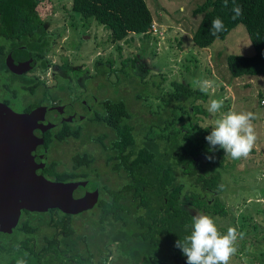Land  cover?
I'll use <instances>...</instances> for the list:
<instances>
[{
    "label": "trees",
    "instance_id": "1",
    "mask_svg": "<svg viewBox=\"0 0 264 264\" xmlns=\"http://www.w3.org/2000/svg\"><path fill=\"white\" fill-rule=\"evenodd\" d=\"M234 6L242 9L235 19ZM72 11L86 20L94 19L110 30L113 43L125 41L130 35L151 34L154 21L146 0H73ZM194 14L203 15L193 36L195 46L201 49L225 40L235 27L243 24L255 54L228 56V69L234 78L264 77V0H235V4L228 0L227 7L224 0H205ZM216 17L222 19L225 27L213 36L210 27ZM0 40L4 41L0 44L4 54L0 58L2 64L9 47L27 46L34 55L47 52L51 44L45 36L38 0H0ZM124 65L121 72L125 76H131V70L146 75L136 61H131L130 66L125 61ZM103 67L99 72L110 77V71ZM173 86L177 99L187 104L190 102L191 108L176 107L173 111L182 113L183 117L173 116L165 120L159 136L152 137L153 127L157 126L152 124L145 134L144 145L137 142L133 115L127 103L122 99L102 102L104 112H96L95 120L112 129L116 136L111 147L114 156L109 155L107 162H113V172L123 173L126 180L119 186L103 184L98 204L82 214L70 215L60 210L49 214L27 213L11 234H2L10 235V241L0 243V264H5L2 259L6 255L12 256L8 264H17L20 259L26 264H113L114 257V262L122 264H164L175 258L187 262L182 251L175 246L178 240L190 234L193 218L182 200L186 190L184 178H195L199 185L201 183V189L190 194L188 205L208 213L212 210L213 214H226L218 195L213 204L206 197L215 195L214 191L216 194L225 191L221 170L225 169L226 157L222 149L218 146L211 149L206 141L210 128H203L197 122H194L195 126L189 123V120L194 121L192 115H207L206 111L198 109L196 102L207 99L208 95L195 89L190 92L178 83ZM260 98H264V93ZM185 115L188 125L184 129H171L179 119L185 122ZM70 136L77 137L78 133L67 130L56 134L60 141ZM106 137L94 139L104 146L105 151L107 145L103 139ZM252 152L256 150L253 148ZM203 157L209 164H216V173L209 177L197 176L199 160ZM93 160L87 154L76 156L74 162L82 168L81 175L73 177L68 173L51 172V176L62 182L89 178L88 169ZM76 216L86 218L82 223L88 226L86 232H77ZM44 228H53L54 233L45 236L43 246L38 247L35 240Z\"/></svg>",
    "mask_w": 264,
    "mask_h": 264
},
{
    "label": "rangeland",
    "instance_id": "2",
    "mask_svg": "<svg viewBox=\"0 0 264 264\" xmlns=\"http://www.w3.org/2000/svg\"><path fill=\"white\" fill-rule=\"evenodd\" d=\"M146 1L158 30L147 36L130 35L125 41L113 43L110 30L94 19L86 20L72 11L73 0H38L39 11L48 25L49 36L54 37L52 47L58 55L55 60H58L62 54L64 57L76 60L75 69L81 70L79 73H83V70L87 73L89 69V73L94 76L97 72L96 63L109 64L103 68L110 71V77L102 76L96 79L91 75L82 74L77 87L80 90L78 93L88 92L94 95V102L98 106L97 101L124 100L133 115L139 144L144 145L145 134L151 129L152 124H157L153 127L152 135L156 137L161 134L162 127H165V120H170L173 116L183 117L182 113L173 111L176 107L191 108L190 102L187 104L186 101L177 99L173 83L183 85L192 92L194 89L200 90L198 79L215 81L214 89H210L207 94L208 98L198 99L196 102L198 109L206 111L207 115L204 113L192 115L194 121L189 120V123H193L194 126L196 124L194 122H197L201 127L211 129L213 120L219 118V114L212 117L207 111L208 102L213 98L224 99L225 104L221 112L251 111L256 114L257 118L253 122L258 137L254 147L256 152H251L246 159L233 160L226 157L225 169L221 170L225 191L217 194L214 191L215 195L206 196L210 204H213L218 195L226 214H213L212 210L208 213L188 205L190 194L201 189V183L199 185L195 178L188 176L184 178L186 190L182 200L193 216L204 214L215 218L222 233H226L230 226H238L239 231L245 234L244 239L239 241L238 252L232 258L231 264H264V106L262 104L264 98H260L261 93H264V77L234 78L227 64L230 55L255 54L247 29L243 24H239L225 40H218L210 48L201 49L195 46L193 36L203 15H195L194 11L205 0ZM125 61H128L129 66L131 61H136L146 75L137 72L138 70H131L129 71L131 76H125L121 72L125 68ZM58 71L57 68L56 72ZM86 77L89 78L85 80ZM103 86L105 88L101 90ZM7 97L11 98L9 95ZM51 97L52 95L48 94V98ZM27 98L28 95L23 91L19 96L20 102L16 103L18 108L26 105ZM184 118L187 121L183 122L179 119L171 129H184V126L188 125L187 115ZM111 132V129L104 126L93 128L92 131L86 130L81 138L70 141L68 146L63 147L75 150L81 148V153L87 150L95 155L93 157L96 158V167L103 179L101 181L98 179L102 191L103 184L119 186L124 182L122 180L124 177L110 173L111 168L106 165L107 154L104 146L94 141L95 138L110 135ZM113 138V136L104 138V144L109 145ZM70 159L71 154L67 152L60 160L65 161L69 168ZM221 162L223 161H219ZM199 165L197 176L203 174L209 177L216 173V164H209L205 157L200 158ZM82 217H74L78 233H84L88 228L87 225L82 224L86 219ZM53 233V228L42 229L35 243L38 247H42L44 237ZM9 236L0 234V243H9ZM113 248L116 250L115 247ZM11 258V255L9 257L6 255L2 260L8 264ZM115 260L114 257L113 264H122L114 262ZM164 264H186V262L175 258Z\"/></svg>",
    "mask_w": 264,
    "mask_h": 264
},
{
    "label": "flooded vegetation",
    "instance_id": "3",
    "mask_svg": "<svg viewBox=\"0 0 264 264\" xmlns=\"http://www.w3.org/2000/svg\"><path fill=\"white\" fill-rule=\"evenodd\" d=\"M44 20V19H43ZM44 28H45V36L50 40V47L48 48L47 52H44L42 55L32 53L27 46H20V47H9L6 48V55L4 59V63L0 62V123L1 126L5 128H10L13 126V118L11 113H14L17 116H23L27 114H31L32 112L41 109V108H59L65 107L68 105H76L77 109L75 110V115L73 119L70 121H63L61 124L57 125L56 127L52 128L51 130L44 133V145L47 151V163L43 169V176L46 179L55 181L54 177L51 176V172H59L61 174L68 173V175L75 177V175L82 174V168L80 166H76L74 162V158L79 155L88 154L94 160L90 164L89 170L90 176L86 179H75L68 181H96L99 184L101 182L98 181L96 178L99 177V180L102 179V174L99 172V169L96 167V158L95 155L87 150L81 153V148L75 149H67L63 148L65 145L70 143V141L78 140L83 136L86 130L92 131V129H98V127H105L104 124L97 122L96 119V112L103 113V105L102 102L104 101H97L99 104L96 105L94 102V95H90V93H78L79 82L82 78L81 75H91L89 73V69L87 73L83 70V73H79L81 70H76V60L69 59L67 57L59 56L58 60L55 58L58 56L56 52L53 51L52 43L54 37L52 35L49 36V29L46 21L44 20ZM66 30H64L65 32ZM69 32V31H68ZM62 35V33L60 34ZM59 36V35H58ZM4 43L3 40H0V44ZM60 43V41L58 42ZM22 49L16 56L18 57L12 64L16 65V69L18 71H13L10 66L8 65V57L16 50ZM2 50L3 48L0 47V58H2ZM56 51V50H55ZM4 55V54H3ZM31 69H27V66ZM103 64H95V70H97L95 76L91 75L92 78H102V75L99 72V68H102ZM107 66L109 64H106ZM100 66V67H99ZM25 68V69H23ZM59 69L56 72V69ZM55 69V70H54ZM107 77V74L105 75ZM86 77L85 80H87ZM89 82V81H88ZM87 82V83H88ZM91 82V81H90ZM105 86L101 88L104 89ZM25 92L28 95L26 105L18 108V101L20 102L19 96L22 92ZM48 94L52 95L51 98H48ZM9 95L11 98H8ZM18 97V98H17ZM96 97V96H95ZM36 99V100H35ZM98 99V98H97ZM25 100V101H26ZM121 100V99H120ZM84 102H88L92 104V109L89 112H86ZM87 103V104H88ZM100 104L102 107H100ZM88 107V106H87ZM99 107V109H98ZM87 113V114H86ZM5 125V126H4ZM90 129H87V128ZM110 129V128H108ZM72 130L75 134L78 133L77 137H67L66 139L60 141L56 138V134L61 133L62 131ZM111 134L107 135V137L113 136V140H110V144L107 145V150L105 153L107 154V159L113 157V152L111 147L113 145V141L115 139V132L111 129ZM96 139V138H95ZM2 140V137L0 138ZM95 141V140H94ZM96 142V141H95ZM90 144L92 145L93 142L91 141ZM89 145V143H88ZM71 154V166L67 168L68 164L60 160L64 156V153ZM94 156V157H93ZM113 162H106V165L109 166L110 173L118 174L120 177H124L122 180H126L125 175L123 173H116L113 172L112 165ZM54 165V166H53ZM53 166V167H51ZM72 178V177H71ZM103 186V185H101ZM102 196V190L100 189V198ZM54 211V210H53ZM52 212V211H51ZM48 213H40V212H31L29 210H24L20 219H23L27 215V213L32 214H49ZM84 213V212H82ZM81 213V214H82ZM47 218H50L47 215ZM20 224V223H19ZM19 226V225H18Z\"/></svg>",
    "mask_w": 264,
    "mask_h": 264
},
{
    "label": "water",
    "instance_id": "4",
    "mask_svg": "<svg viewBox=\"0 0 264 264\" xmlns=\"http://www.w3.org/2000/svg\"><path fill=\"white\" fill-rule=\"evenodd\" d=\"M21 50L8 57V65L15 72L19 69L12 62ZM87 103L84 105L89 112L92 104ZM76 109V105H68L41 108L23 116L11 113L12 127L5 128L0 123V234H11L24 210L40 213L60 210L79 215L98 204L100 189L96 181L62 182L43 176L47 163L44 133L73 119Z\"/></svg>",
    "mask_w": 264,
    "mask_h": 264
},
{
    "label": "clouds",
    "instance_id": "5",
    "mask_svg": "<svg viewBox=\"0 0 264 264\" xmlns=\"http://www.w3.org/2000/svg\"><path fill=\"white\" fill-rule=\"evenodd\" d=\"M235 4V0H233ZM228 0H224L227 7ZM235 13L233 19L242 13L239 6L233 7ZM221 18L216 17L211 21L210 31L215 36L224 30ZM197 84L202 93L208 94L214 89L215 81L198 79ZM224 99H210L207 111L212 117L219 114V118L213 120L210 134L206 141L215 149L217 146L225 153V157L233 160L246 159L250 156L257 142V132L254 125L256 114L251 111L236 112L229 110L221 112L224 108ZM211 158V157H209ZM187 227V226H186ZM245 234L239 231L238 226L228 227L226 233H222L216 223V219L204 214L193 216L191 232L176 242L183 255L187 258L186 264H231L239 248V241ZM17 264H26L20 259Z\"/></svg>",
    "mask_w": 264,
    "mask_h": 264
},
{
    "label": "built area",
    "instance_id": "6",
    "mask_svg": "<svg viewBox=\"0 0 264 264\" xmlns=\"http://www.w3.org/2000/svg\"><path fill=\"white\" fill-rule=\"evenodd\" d=\"M158 30L156 21H153V24L151 26V33L156 32ZM262 104L264 105V101H262Z\"/></svg>",
    "mask_w": 264,
    "mask_h": 264
}]
</instances>
